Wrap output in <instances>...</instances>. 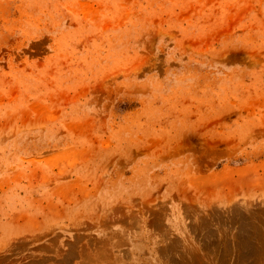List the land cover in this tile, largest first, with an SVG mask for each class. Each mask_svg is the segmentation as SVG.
Wrapping results in <instances>:
<instances>
[{"label":"rangeland","instance_id":"obj_1","mask_svg":"<svg viewBox=\"0 0 264 264\" xmlns=\"http://www.w3.org/2000/svg\"><path fill=\"white\" fill-rule=\"evenodd\" d=\"M0 264H264V0H0Z\"/></svg>","mask_w":264,"mask_h":264}]
</instances>
